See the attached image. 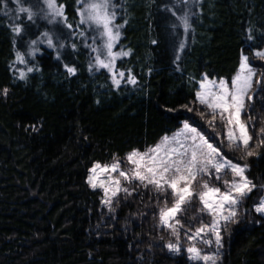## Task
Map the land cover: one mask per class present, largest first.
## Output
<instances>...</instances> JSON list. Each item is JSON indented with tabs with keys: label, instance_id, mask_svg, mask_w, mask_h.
I'll return each mask as SVG.
<instances>
[{
	"label": "trees",
	"instance_id": "1",
	"mask_svg": "<svg viewBox=\"0 0 264 264\" xmlns=\"http://www.w3.org/2000/svg\"><path fill=\"white\" fill-rule=\"evenodd\" d=\"M114 2L115 22L122 25L118 47L129 52L116 68L135 83L115 85L105 71L90 69L88 49L75 37L83 28L77 0H57L67 18L62 23L48 24L38 10L32 21L20 14V34L5 11L10 0L7 7L0 0V264H204L188 259L184 249L193 243L218 257L217 264H264V216L255 211L264 195V136L257 135L264 128V84L256 85L240 116L252 137L251 156L243 146L229 147L221 121L210 125L195 99L202 76L230 81L242 54L255 80L264 76V58L255 55L264 49V0H194L187 31L179 17L183 0ZM42 29H50L54 46L21 78L17 52ZM185 121L225 158L247 164L245 175L256 186L236 205L235 222L220 221V246L210 232L194 241L185 235L211 223L198 197L177 213V241L159 223L160 207L172 202L169 191L125 183L127 192L119 191L109 206L86 180L94 163L153 147ZM177 242L179 253L166 247Z\"/></svg>",
	"mask_w": 264,
	"mask_h": 264
},
{
	"label": "snow or ice",
	"instance_id": "2",
	"mask_svg": "<svg viewBox=\"0 0 264 264\" xmlns=\"http://www.w3.org/2000/svg\"><path fill=\"white\" fill-rule=\"evenodd\" d=\"M42 2L49 10L52 18L59 16L66 21L67 18L64 17L63 11L64 6L58 4L57 0H42ZM4 3L5 7H7V0H4ZM16 3L20 5L17 11L26 14L29 21H32L34 16L37 15L33 8H38V3L30 4L28 7H24L21 0H16ZM77 3L82 4V7L78 9L80 23H87L89 28L94 32H98L99 37L103 40L107 62L101 59L103 53L98 47L93 49V51L97 52L96 63L100 67L107 68L110 72L113 71L116 57L129 55V52H113L114 44L120 36L118 29L122 27V25L114 24L116 19V13L112 10L114 5L111 0H77ZM40 11H43V9L41 8ZM5 15H7V12H5ZM180 19L183 22L185 31H187L190 27L187 15ZM67 27L71 28L72 25L68 24ZM114 29L117 30L114 31ZM12 31L20 34L22 31L21 24L14 25ZM42 35L47 37L49 46H53L51 36L47 32L42 33ZM251 39L252 36L250 35L249 40ZM93 42L95 43V38H93ZM35 43L36 41H32V44ZM72 47L75 48L76 46L73 44ZM179 47L183 49V42H181ZM255 55L264 58V49L257 50ZM17 60L24 62V57L19 52H17ZM65 68L69 74L74 75L76 73L75 67L65 65ZM32 70V68L28 69L29 72ZM24 75L23 72L20 73L21 78ZM119 75L123 77L124 73L120 72ZM255 75L256 70L249 63V58L242 54L238 70L230 81L223 77L218 80L215 78L209 79L205 74L199 81V88L195 92V99L209 111L211 116L209 124L213 125L217 116H219L220 121L223 122L227 129L226 136L229 147L240 148L243 146L246 156L254 154L249 150V141L252 137L249 135L246 124L241 121L240 116L241 111L245 108V99H252L248 93L253 87V77ZM129 79L131 83L136 82L133 77ZM114 83L117 85L120 83L118 79H115V73ZM256 83L264 84V76L257 80ZM7 91L5 88L3 90L4 94ZM257 135L264 136V128ZM259 142L264 144V139ZM125 159L131 165L127 170L121 169L120 161L118 160L103 166L99 163H94L89 170L88 184L93 188L99 187L103 190L105 199L102 200V203L109 206L112 203V198L119 191L127 192L126 188L121 189V180H138L144 183L145 186L152 185L159 193H166L170 190L171 207H168L167 204L164 207H160L159 223L171 229L172 235L177 238V241H179L178 229L182 227L180 220L176 219L177 213L183 212L184 206L198 197L202 205L200 210L207 212L211 216V223L202 224L191 235L187 234V232L185 235L189 241H194L196 238L201 237L202 233L210 232L215 237L216 245L220 246V221L223 220L225 223L235 222L237 216L236 205L256 187L245 175L247 164L241 166L226 159L219 147L209 143L208 139L187 121L184 122L183 128L175 133L173 137H162L161 143L154 147H149L145 151L133 148L126 154ZM212 170L216 173L215 179L217 181L221 180L220 173L222 171L230 172L232 179L223 180L225 190L222 191L220 187L210 186L207 181H203L201 183L202 190L195 192L192 185L197 176L210 175ZM113 172H117L118 176H113ZM102 174L106 175L107 178L100 179L99 177ZM255 211L264 214V198H261L259 204L255 205ZM202 242L204 244L212 243L209 239H202ZM166 247L173 252L179 253L181 251V246L178 242L168 243ZM184 250L188 253L189 260L203 261L204 264H217L218 257L203 253L194 243Z\"/></svg>",
	"mask_w": 264,
	"mask_h": 264
},
{
	"label": "rangeland",
	"instance_id": "3",
	"mask_svg": "<svg viewBox=\"0 0 264 264\" xmlns=\"http://www.w3.org/2000/svg\"><path fill=\"white\" fill-rule=\"evenodd\" d=\"M36 3H35V2ZM181 1V0H180ZM183 1H185L184 2V7L182 8V10H180L181 11V13H179V17L181 18V17H184L185 15H187V18L189 19V17H190V11H191V5L193 4V1L194 0H183ZM22 2V1H21ZM111 2H112V4L114 5V8L112 9V10H114L115 11V2H114V0H111ZM10 3H11V5H9L8 6V10H7V8H6V10L5 11H9V13H10V15L13 17V19L15 20V22L14 23H12V26H14V25H16V19H17V17L20 15V14H24V13H20V12H18L17 11V9H18V7L20 6V5H18L17 3H16V0H10ZM31 3H33V4H39V7L38 8H33V10L35 11V10H38L39 11V13L41 14V17H42V19L44 20V21H46L48 24H51V23H55V22H57V21H60L61 23H62V21H64V18L63 17H59V16H57V17H55V18H52V16H51V14L49 13V10L46 8V6L45 5H43V2H42V0H33V2L31 1ZM22 4H23V2H22ZM23 6H24V4H23ZM24 7H26V6H24ZM82 7V4L80 5V8ZM43 9V11H40V9ZM179 11V12H180ZM25 16H26V14H24ZM78 17H79V24H80V26L81 27H83L82 28V30H81V28L79 27V30L80 31H77V32H75L76 33V35H75V37L76 38H78V39H80L81 38V40H82V44L84 45V46H86V48L88 49V53H89V66L91 65V68L93 69V70H103V71H105L106 73H108L109 74V76H110V79H111V81L114 83V73H115V79H118L119 81H120V83H122L123 81H126V82H130V76L128 75V74H126V73H124L123 71H121V70H117V68H116V63H117V61L118 60H120L122 57H124L123 55H121V56H117L116 57V59H115V64H114V69H113V71H109L107 68H103V67H100L97 63H96V56H97V52H95V51H93V49H95V48H100L101 49V52L103 53L102 55H101V59H104L105 60V62H107V54H106V50L103 48V40L99 37V33L98 32H94V33H92V34H90L89 33V31H92L90 28H89V26H88V24L87 23H84V24H81L80 23V15H79V13H78ZM26 19H27V16L25 17ZM51 21V22H50ZM114 24L115 25H118L115 21H114ZM184 26V25H183ZM22 27V26H21ZM49 31H50V29H48ZM47 29H42L41 30V32L34 38V39H32V40H30L28 43H27V45H26V47L24 48V50L23 51H19V53H21V55H23V57H24V62L22 63V62H20L19 60H17V55H16V57H15V61H14V68H15V70L18 72V73H21V72H25V71H28V69H29V65L31 66V65H33L32 63H31V61L32 60H34L35 58H36V56H38V55H40L41 53H42V51L43 50H46V49H50V47H53V46H49V44L47 43V37H45L44 35H42V33H45V32H47L48 34H49V36H51L50 35V33H49V31H48ZM117 29H114V31H116ZM118 31H119V33H120V28L118 29ZM74 33V32H73ZM81 33H83V35H81ZM120 37V36H119ZM51 38H52V36H51ZM93 38H95V43L93 42ZM119 40V39H118ZM118 40L115 42V44H114V47H113V52L114 53H120V52H122L121 50H120V48L118 47ZM32 41H36V43L35 44H32ZM252 66V65H251ZM239 67V66H238ZM253 67V66H252ZM238 70V69H237ZM120 72H123L124 73V76L123 77H121L120 75H119V73ZM237 72V71H236ZM203 77V76H202ZM202 79V78H201ZM200 79V80H201ZM209 79H213V78H209ZM199 80V81H200ZM218 80V79H217ZM231 80V79H230ZM258 80V79H257ZM257 80H255V76L253 77V87H252V89L249 91V93H248V95H250V92H251V97H252V94H253V91H254V88L256 87V85H257V83H256V81ZM119 83V84H120ZM115 84V83H114ZM115 85H117V84H115ZM198 88H199V82H198V86H197V90H198ZM248 99L246 98L245 99V102L247 101ZM250 101V100H249ZM199 103V102H198ZM201 105V104H200ZM203 106V105H202ZM204 108V110L206 111V112H208L209 113V111L205 108V106H203ZM217 118H218V120L220 121V119H219V116H217ZM183 124H184V122H183ZM183 124L181 125V127H179L176 131H174V132H172V133H170V134H167V135H165V136H168L169 138H171V137H173V135L175 134V133H177L179 130H181L182 128H183ZM191 125V124H190ZM221 125L224 127V131H225V137L227 138V136H226V133H227V129L225 128V126H224V124H223V122H221ZM192 127H194L193 125H191ZM196 128V127H195ZM165 136H163V137H165ZM162 142V139L157 143V144H159V143H161ZM209 143H211V142H209ZM156 144V145H157ZM213 144V143H212ZM155 146V145H154ZM153 146V147H154ZM169 146H174V145H169ZM141 151V150H140ZM142 151H145V150H142ZM227 159V158H226ZM115 161V160H114ZM114 161H112V162H110V163H108V164H111V163H113ZM119 161V160H118ZM234 163V162H233ZM93 166V165H92ZM92 166L90 167V169L92 168ZM103 166V165H102ZM120 167H121V169L122 170H127V169H129L130 167H131V165H129L128 164V162L126 161V159H125V157L122 159V160H120ZM89 169V170H90ZM89 172H88V176H89ZM112 175L113 176H118V173L117 172H113L112 173ZM212 175L213 176H216V173H215V171L214 170H212V172H211V174L210 175H207V176H205V178H202V177H198L197 176V178H196V180L193 182V185H192V188H193V190L195 191V192H198V191H200V190H202V188H201V183L203 182V181H207L208 182V184L210 185V186H215V187H220L221 188V190L223 191V190H225L224 189V186H222L223 185V180H231L232 179V177H231V174H230V172H224V171H222L221 173H220V176H221V180L219 181V183H218V181L215 179V177H212ZM88 176H87V178H88ZM87 178H86V180H87ZM100 179H106L107 177H106V175H104V174H102L100 177H99ZM216 181V182H215ZM131 182H140V181H138V180H130V181H124V180H121V189H122V186L125 184V183H131ZM221 182V183H220ZM141 183V182H140ZM96 188H98L100 191H101V194H102V200H104L105 199V195H104V192H103V190L101 189V188H99V187H96ZM169 192H170V190H168ZM165 196H166V200L167 201H169L170 200V198H169V196L168 195H166L165 194ZM261 198H264V195L262 196V197H260V199H259V201H258V203L257 204H259V202H260V200H261ZM169 199V200H168ZM172 203V202H171ZM171 203H167V206L168 207H171V205H169V204H171ZM260 215H262V216H264V214H262V213H259Z\"/></svg>",
	"mask_w": 264,
	"mask_h": 264
}]
</instances>
